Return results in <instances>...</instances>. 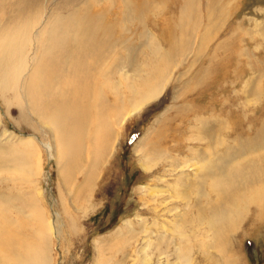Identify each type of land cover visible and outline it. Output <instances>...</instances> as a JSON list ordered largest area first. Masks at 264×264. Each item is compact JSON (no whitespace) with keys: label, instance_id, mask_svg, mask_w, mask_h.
Listing matches in <instances>:
<instances>
[{"label":"rangeland","instance_id":"obj_1","mask_svg":"<svg viewBox=\"0 0 264 264\" xmlns=\"http://www.w3.org/2000/svg\"><path fill=\"white\" fill-rule=\"evenodd\" d=\"M44 1H36L39 7L23 13L17 0H2L0 6V60L5 62L0 66L4 70L0 84L9 85L4 96L0 95V209L2 217L11 218L7 222L22 220L14 230L17 239L31 244L24 256L35 259L43 251L49 264H142L145 255L139 256V251L146 245L151 264H178L177 250L188 246L190 264H264V146L259 152L256 148L258 154L244 156L247 162L251 160L246 166H251L257 178L248 192L241 185L238 189L245 195H238L244 202L255 194L262 203H249L231 213L237 221L234 231L216 235L207 231L206 224L199 229L197 225L184 228L181 232L186 235L173 229L196 216L204 200L215 199L208 192L197 206L196 189L190 200L182 196L185 181L179 176L186 173L193 179L194 172L185 168L182 174L181 168L198 160L190 149L203 153L207 147L206 141L195 140L198 129L204 128L207 135L217 132V125L233 127L238 121V130L244 121L253 132L264 122V0H143L142 10L138 0H90V9L116 12L114 18L109 13L110 20L124 30L122 36L128 42L117 46L114 60L99 66L93 80L78 93L70 96L68 88H59L73 101L59 132L55 126L46 127L27 95L30 76L43 55L40 41H47L50 20L63 6L58 4L62 0ZM87 1L73 0L77 8ZM138 12L144 15V25ZM158 48L162 52L157 53ZM114 64L123 67L119 74H112ZM62 77L73 80L68 72ZM147 78L152 83L149 86ZM139 85L143 93H133ZM154 87L163 92L158 99L142 106L124 124L115 123L117 116L128 115L143 94L147 99ZM53 94L54 90L49 96ZM73 113H86L90 123L75 169L71 151L69 158H58L56 151V133L67 144L70 135L77 136L80 123L66 122ZM198 118L206 125L199 127ZM102 125H109L115 134L110 150L99 148ZM227 133L223 131L215 143L220 157L232 153L241 141L229 134L223 145ZM97 135L101 137L98 142ZM18 208L25 215L19 216ZM219 208L214 213L220 215ZM210 210L204 207L206 219ZM39 216L45 224L58 219L59 237L39 236L37 244L26 240L41 231L47 236L38 228ZM2 222L5 234L7 223ZM0 264H14L7 259L5 243L0 245Z\"/></svg>","mask_w":264,"mask_h":264},{"label":"bare ground","instance_id":"obj_2","mask_svg":"<svg viewBox=\"0 0 264 264\" xmlns=\"http://www.w3.org/2000/svg\"><path fill=\"white\" fill-rule=\"evenodd\" d=\"M36 1H38V3H39V1L41 2V0H17V7H19V12L23 13L27 10H31V9L36 8L38 5L36 3ZM47 1H49V0H45L44 2L47 3ZM52 1H54V0H50V2H52ZM138 2H139V10H142L143 8H145V6H144L146 4L145 1L138 0ZM4 3H6V2L4 1ZM4 3L2 2V0H0V6H3ZM53 3L55 4V2H53ZM59 3H63V6L62 7L59 6L61 9L58 10L59 9L58 8L57 9L58 12L56 14H54L53 19L50 20V24H49L50 31L48 32L47 41L45 43H42L40 41V48H41L40 50L43 51V55H42V58L37 61L36 67L33 70L32 75L30 76V81H31L30 87L31 88L27 89L30 91L27 92L28 94L26 93L28 95V103L30 104L31 108L37 110L41 121H43V123L46 125V127L55 126L56 132L62 131L61 130L62 128H60V123L65 122L63 119V116L66 114L67 109L70 110L69 107L73 103V101L70 98H68L65 94H62V92L59 91V88H68L69 89L68 94L70 96H73L75 93H78V90L80 89L81 86L85 87L87 81H89L91 78L93 80L95 72L99 66L105 67V66L109 65L108 60H112V61L114 60L113 55L118 54L117 51H115L117 46L119 45L118 47H120L121 45H125L128 42V40L122 36V33H124V30L120 29L118 27L117 23H114L112 20H110L112 17L114 18V16H117L115 11H113L111 13L110 9H108V8L90 9V7H89L91 4L90 0L87 1L80 8L76 7V5L74 4L76 2H73V0H62V1L58 2V4ZM47 4H49V3H47ZM39 6L40 5H38V7ZM56 6H58V5H56ZM136 9H138V8H136ZM52 10H54V9H52ZM109 13H111L110 14L112 16L111 18L109 17ZM132 14H134V13L132 12ZM141 15H143V14L139 13V17H140L139 20L144 25V20H143L144 15L143 16H141ZM129 18H131V17H129ZM1 19H2V17L0 18V21H1ZM126 20H129V19L126 18ZM144 27H146V26H144ZM145 30H146V28H145ZM42 35H44V33ZM11 44H12V42L11 43L9 42V45H8L9 48H10ZM174 44H175V42H174ZM175 45H177V44H175ZM21 48H22V46H21ZM180 48H181V46H180ZM155 50L157 53L162 52L161 48H158ZM155 50H154V52H155ZM182 51H183V47H182ZM6 52H7V47L5 48L4 56L6 55ZM163 56H165V55H163ZM5 57H7V56H5ZM18 61H19V59H18ZM115 62H116V59H115ZM4 63H2V59H1L0 60V66L2 68L4 66L3 65ZM15 65H16V62H15ZM17 65H18V63H17ZM19 65H20V63H19ZM5 67H6V65H5ZM122 69H123V67L120 69V68L116 67V64H114L112 67V74L114 72H116V74H119L120 70H122ZM65 72L72 74L73 80L71 82L65 80L62 77V75ZM0 74L3 76L4 70L3 71L0 70ZM102 76H103V74H102ZM3 78L6 79V77H3ZM126 78H129V75H126ZM27 79H29V78H27ZM145 80H146L145 84L147 86L152 84V83L148 82L149 81L148 78ZM145 84H143V86H146ZM245 87H246V85H245ZM28 88H29V85H28ZM5 90L6 91L9 90V85L6 84L5 81H3L0 84V95L1 96H4ZM53 90H54V94L50 97L49 95ZM157 90H158V88H156V87L149 90L150 95L147 99L144 98V94H143L141 99H137L138 102L136 103L135 106L132 107V109L129 111L128 115H126L127 113L126 114L124 113V115H122L120 117L117 116L115 123L119 122L118 123L119 126L124 124L126 119H128L131 116H134L136 113H139L142 106H144L147 103H152L151 101L158 99L160 97V93L162 91H160V90L157 91ZM81 91L82 90H80L79 93ZM141 91L143 93L144 87L139 85V87L135 88L132 92L133 93L135 92V94H137ZM48 96H49V98H47ZM86 97L87 96H85L84 98H86ZM99 97H101V96H99ZM241 110H243V109H241ZM114 115H115V113H114ZM230 116H232V115H230ZM58 121H59V124L56 126ZM69 121L80 123V125L78 127L77 136H73V138H72V135H70L69 141H68L69 143L67 144L66 142H63L61 140V138L58 137L59 134L57 135V133H56V146H57L56 151H57L58 158H60V157H64V158L68 157L69 158L70 151H71L73 153L72 154L73 158L71 157L70 163L74 167L73 169H75V167H76L75 164H77V165L79 164V160L81 159L80 156H82V144H83L82 141L84 139V134H85L86 130L89 129L88 127L90 126V123H88L86 113H83L82 115H77L76 113H73L72 117L66 118V122L69 123ZM197 123L199 124V127L206 125L205 124L206 121L203 118H200V119L198 118ZM236 123L233 125V127L227 126L226 123H225L226 125H221V126L217 125V127H218L217 132L210 133L207 135H206V132L203 131L204 128L198 129V132H197L198 134L196 135L197 138L195 140H197L198 142L199 141L202 142L201 144H203V142L206 141L207 147H206V151H204L205 153L200 152L201 149L199 150V152L196 150L190 149V152H193L194 154H196L195 156H197L196 158L199 161L194 160L195 158L193 157L194 161L191 162L192 165H186V167L181 168L182 174H184L187 171V170H185V168L186 169L188 168L189 172H192V173L194 172L193 179H188V174H186V173H185V175L179 176V178H181L185 181V184L183 182L184 191H183L182 196H183L184 200H186V199L190 200L191 199L190 193L196 189L195 190L196 192L195 191L194 192H195L196 197H197L195 200V204L197 206L200 205V203L202 201V197H203V199H205V196H206V194H208V192L213 193L215 199L210 198L208 196L209 198L203 201V203H205L203 208H201V205H200V207L198 206L199 210H198V212H197L198 214L196 216H194L191 220H185L184 224H181V225H175L174 224L175 226L173 227V229L175 230V232H177V233L180 232L183 235L184 232H181V230H184V228L186 229L187 227L189 228L193 225L194 226L197 225L196 227H197V229H199V227L202 224L203 225L206 224V226L208 228V230H207L208 232L214 231L216 235L219 234L220 232H221V234H223L226 230L231 232V231H234L236 229V222H237V221H234V217H230L231 213L234 212V214H235V211H240L241 209H243L246 206V204H249V203L250 204L251 203H257V205L262 203V202L260 203V200L258 202V200L255 198V194L250 196V197L248 196L247 202H244V199L241 200L240 197H238V195L245 196L241 193L243 191L248 192L250 187L253 186V184H254V178L255 179L257 178V176L254 175L255 172L251 169V166H249L250 168L246 166V164L250 163L251 160H249L247 162V160H246L247 158H245L244 156L249 155L250 153H257V152H254V151H256V148L259 149L258 152L263 149V146H264V122L258 131L255 130L253 132L250 130V128L245 126L244 121L241 122V124H243V126L238 128V130H237V127L240 123L239 124H236ZM95 130H97V132H98V128ZM95 130H93V131H95ZM100 130L103 132V133H101L103 136V139L100 140V141L103 140V143H102V146L99 145L100 146L99 148L102 151H105L108 149L110 150L113 141H116V140H114L115 134L109 125H104V126L102 125V127L100 126ZM223 131L228 132L227 134L223 135V139H222L223 141H221V143L223 145H225V142H226L225 137L227 135L229 136V134H234V135L238 136V138H241V141H239L240 143L235 144V146L232 148V153H230L228 156L224 154L220 157L216 154L215 149L218 146L215 143H216V141L217 142L220 141L219 138H222L221 133H223ZM98 133H100V132H98ZM92 134L93 133H91L90 137L92 136ZM216 136H217V139L215 140ZM94 137H96V136L94 135ZM94 137H93V140H94ZM95 139H96V142L99 141L98 135H97V138H95ZM93 140H91V141H93ZM222 144H221V146H222ZM44 147L49 152L51 151V147L48 144L45 143ZM93 147H94V145H93ZM94 149H96V146ZM91 150H92V148H91ZM98 151H99V149H98ZM91 152L92 151H90V153ZM92 153L96 154V152H92ZM67 154H68V156H67ZM97 154H98V152H97ZM94 157H95V155H94ZM97 157L98 156H96V158ZM258 157H257V159L260 158V157L259 158ZM188 160H189V158H188ZM18 161H22V159H19ZM93 162H95V161H93ZM93 162H91V163H93ZM80 166H81V164H80ZM82 166H84V165H82ZM92 166H93V164H92ZM90 167H91V165H90ZM143 168L146 169L145 167H143ZM83 170H81V171H83ZM251 170L254 173H252ZM85 174H86V172H85ZM189 175H191V174H189ZM240 185L244 188V190L241 192L238 191V189L240 188ZM261 191H263V190L261 189ZM188 202H192V201H188ZM220 205H221V207H229V208H227L225 210V209L221 208ZM205 206H209V208L212 209V210H210L211 211L210 217L207 216V217H209V219H206V216H205V212H204ZM218 208H219L218 212H220V215L217 213H214ZM19 211H20L19 216L21 214L25 215V213H23L21 209H19ZM3 213H4L3 210L0 209V214H1L0 215V221L3 219L2 224L7 223V228L4 230L5 234H3L2 228L0 227V245H2L3 243L6 244L7 259L10 260L14 264H49V262H50L48 260L49 258L47 259V256L45 257V252H43V251L42 252L40 251V253L36 256L35 259L34 258H27L24 256L28 251H30L31 244L26 245V243L22 242L21 239H17L16 236H17L18 232L16 230H14V225H18L20 223L19 221H22V220L16 219V220H14L15 224L9 223L7 221H8V219H11V218L8 217L7 219H5L4 217H2V216H4V215H2ZM231 216H233V214ZM32 219H33V221H37L34 217H32ZM39 219H40L41 223L37 222V224L40 225V227H38V228L46 231L47 236H46L45 232L41 231L38 235L36 233H34L35 234L34 237H31V239L26 238V240H28L31 243L37 244V239L39 238V236H44L46 238V237H50L51 234H55L59 237V234H61V226H60V223L58 222V219L55 223L53 222V224L52 223L45 224L40 216H39ZM237 219H240V218L237 217ZM205 221H208V222L205 223ZM194 229L197 230L196 228H194ZM207 231H206V233H207ZM130 234H132V233H130ZM184 235H186V234H184ZM44 237H40V239H42V238L44 239ZM161 241L164 242L165 238H162ZM190 241H191L190 239H186L185 242H187V244H190ZM144 243H146V242L144 241ZM201 243L204 244L203 241H201ZM214 244L217 245V243H215V242H214ZM142 246H144V245H142ZM187 247H183V248H180L179 250H177L176 258L178 260L181 259V261H180V263H178V262H176V263H178V264H190V262H189L190 250ZM147 248H149V247L145 245V247H143L139 251V256L143 257L145 255V258H143V260H142V264H151L152 263V259L149 257V255L147 253V251H148ZM137 254H138V252H137ZM146 258H147V260H146ZM34 260H36V261L33 263ZM98 264H103V262H101V263L99 262Z\"/></svg>","mask_w":264,"mask_h":264}]
</instances>
